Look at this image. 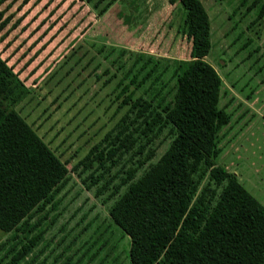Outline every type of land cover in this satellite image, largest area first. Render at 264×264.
I'll return each instance as SVG.
<instances>
[{
  "label": "rangeland",
  "instance_id": "rangeland-1",
  "mask_svg": "<svg viewBox=\"0 0 264 264\" xmlns=\"http://www.w3.org/2000/svg\"><path fill=\"white\" fill-rule=\"evenodd\" d=\"M32 1L28 0L14 19L28 6L19 25L38 10L39 14L18 36L17 29L9 32L0 49L6 41L20 47L8 64L24 54L18 64L25 65L22 74L27 75L32 93L31 99L25 96L15 109L56 149V154L61 153L68 170L55 207L39 226L42 234L35 249L42 252L34 264L43 257H47L45 264H51L57 255L61 258L53 264H62L66 257H70L69 263L77 264H128V237L108 216L116 195H108L124 171L147 151L152 156L136 170L134 179L159 158L171 140V126L164 116L158 117L95 180L94 163L86 166L82 158L89 145L115 121L107 120L113 108L103 107L111 99L108 94L114 82L122 75L127 74L126 81L133 77L131 86L157 109L172 100L176 78L191 61L185 9L178 1L168 0H77L69 9L66 5L72 0L55 9L59 0L46 7L44 1ZM200 2L210 27V49L204 59L221 78L218 106L230 115L228 125L217 132L220 152L215 163L233 172L264 206V14L256 18L264 0ZM36 25L38 29L28 36ZM84 25L89 26L79 33ZM45 29L46 35L41 37ZM24 37L25 43L17 46ZM110 73L116 77L106 83ZM50 101H62V105L46 118L55 106L49 105ZM46 105L49 107L41 112ZM59 127L63 129L58 131ZM56 131L59 133L54 135ZM81 131L84 133L79 134ZM139 148L141 152H137ZM9 235L0 231V242ZM3 252L0 250V257ZM93 252L95 255L88 260Z\"/></svg>",
  "mask_w": 264,
  "mask_h": 264
},
{
  "label": "trees",
  "instance_id": "trees-1",
  "mask_svg": "<svg viewBox=\"0 0 264 264\" xmlns=\"http://www.w3.org/2000/svg\"><path fill=\"white\" fill-rule=\"evenodd\" d=\"M5 1L0 0V6ZM16 1L10 0L0 7V43L15 29L16 36L24 32L40 12L19 25L30 6L14 19L28 2ZM41 1L46 7L53 0H33L32 4ZM65 1L59 0L54 9ZM76 1L68 3V9ZM168 1H178L185 9L191 58L176 78L172 100L157 109L142 100L131 86L133 77L126 81L127 74L122 75L114 82L108 94L111 99L103 107L113 108L107 120L115 118V121L99 140L89 145L82 160L86 166L94 163V180L99 178L138 136L164 116L172 130L165 151L134 179L136 170L150 159L152 152L147 151L143 158L136 159L108 195H116L108 216L128 237V264H264V206L233 172L215 163L220 152L217 132L228 125L230 115L218 106L221 78L204 59L210 49L208 15L200 0ZM263 14L264 5H261L256 18ZM84 18L83 15L79 21ZM88 26L84 25L79 33ZM46 31L40 33L41 37ZM26 39L22 38L16 45L22 46ZM46 40L44 43L49 39ZM19 48L6 41L0 49V231L10 234L0 242V250L4 251L0 260H5L4 264L35 263L42 252L35 249L42 234L39 226L55 207L56 196L68 178L61 153L56 154V149L15 109L25 96L31 99L32 93L30 82L26 83L27 75L22 74L25 65L18 64L24 54L8 64ZM4 51L8 53L2 57ZM115 77V73H110L106 83ZM50 104L55 106L46 118L61 107L62 101H50ZM83 120H86L84 115ZM62 129L59 127L58 131ZM121 188L124 189L120 191ZM94 255L95 252L90 254L88 260ZM46 258L37 264H45ZM60 258L53 257L51 264ZM69 260L66 257L62 264H77Z\"/></svg>",
  "mask_w": 264,
  "mask_h": 264
}]
</instances>
